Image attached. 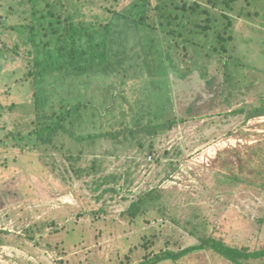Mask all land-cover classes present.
<instances>
[{"label":"rangeland","instance_id":"374dc122","mask_svg":"<svg viewBox=\"0 0 264 264\" xmlns=\"http://www.w3.org/2000/svg\"><path fill=\"white\" fill-rule=\"evenodd\" d=\"M246 1H242L243 7H247ZM252 1L251 10L259 11L260 17L240 18L233 12L237 23L230 55L240 56L247 64L241 71L250 76L244 89L235 83L242 78L234 75L232 64L226 69L225 60L209 58L211 52L205 48L185 51L182 45L180 54L176 52L180 62L167 61L163 73L158 58L136 75L101 80L74 77L65 81V87L62 81L54 84L51 80L35 94L30 75L34 48L29 31L23 29L30 22L32 4L29 0H0V230L5 231L0 264H139L166 250L178 252L200 244L191 234V223L195 226L206 220L214 236L225 243L251 252L262 249L264 0ZM157 2L65 0L61 15L64 19L72 16L75 25H90L96 19L106 24L120 12L145 19L159 33L160 19L154 12ZM253 28L260 29V34ZM145 34L136 49L142 50L152 40V35ZM253 35L256 40L250 42ZM136 43L138 40H130L133 46ZM164 51L165 45L157 53L162 59L168 56ZM182 74L188 77L182 80ZM37 94L47 99V115L82 105V122L71 128L76 130V138H96L83 143L86 150L76 165L84 170L81 178L67 174L66 168L68 148L78 153L83 145L79 147L67 134L59 138L60 150H48L35 141ZM188 106H194L191 112ZM242 106L263 112L250 120L245 113H231ZM174 119L178 125L173 131L149 141H158L163 156L165 151L174 152L162 158L161 165L154 156L141 154L138 158L136 143L118 145L102 140L110 133L146 126L150 120ZM179 148L181 154L177 155ZM95 158L97 171L90 176L88 169ZM133 159L140 166L134 168ZM131 170L135 172L129 179H136L133 184L127 180ZM110 175L116 178L97 189L98 181ZM158 184L163 192L161 203L170 216L152 212L131 217L128 209L139 192ZM110 188L116 192L105 191ZM161 264L232 263L206 250ZM248 264H264V259Z\"/></svg>","mask_w":264,"mask_h":264},{"label":"trees","instance_id":"16d2710c","mask_svg":"<svg viewBox=\"0 0 264 264\" xmlns=\"http://www.w3.org/2000/svg\"><path fill=\"white\" fill-rule=\"evenodd\" d=\"M63 1L65 0H54L53 2L50 0H29L32 4L31 16L28 19L30 22L26 23L23 29L29 31L30 40L34 48L35 61L31 63L32 70L30 75L31 86L35 90V94L38 91L41 92L51 80H55L54 84L62 81V86H64L66 84L65 81L74 77H89L92 80L98 77V80H101L115 76L121 78L122 76L128 77L131 74L136 75L151 64L156 63L158 58L162 62L163 73L167 61L172 60L174 64L180 62L179 58L181 57L176 52L180 54L179 49L182 45L185 51L189 47L196 50H200L199 47H201L202 49L205 48L207 52H211L209 58H218L220 62L224 59V67L226 69L230 68L232 64L234 75L242 78L235 81V83L239 84L243 89L244 86L249 85L250 76L247 72L245 75L241 74L247 64L240 56H231L230 52L232 53L231 43L235 40V25L237 23V17L233 12H237V16L240 18L260 17L259 11L251 10L252 0L246 1L247 7L242 6L243 0H182L180 2L179 0H158L154 12H157V16L160 19L161 30L159 33L155 26L147 23L145 19L136 20L131 15L120 12H116L111 18H108L109 20L106 24L95 18L96 23L94 24L75 25L72 16L64 19L61 15V10L64 7ZM202 1L207 4L204 5ZM26 19L25 22H27ZM143 32L146 33L145 35H152L153 38L146 44V47L138 50L136 46L138 44L139 46L141 45L139 39L143 38ZM161 33L165 35L161 36ZM254 33L260 34V29H255ZM132 39L138 40V43L134 46L130 44ZM255 40L256 37L254 35L249 39L250 42H255ZM163 45H165L166 50L164 53H167L168 56L162 59L161 53H157H159ZM173 49L175 53L172 52ZM169 52L171 54L170 57L173 55H178V57L169 58ZM121 72L123 73L121 74ZM202 72L203 70L201 74ZM187 74H182L181 79H186L188 77ZM18 85L21 86V82ZM53 94L54 92L52 91L51 97ZM37 95L35 105L39 115L38 127L33 133L37 143L46 145L48 150L52 148L55 151L60 150L58 142L62 134H67L69 138L78 142L80 144L79 147L84 142L96 138L94 135H82L76 138V130L71 128L74 124L76 126L77 123L82 122L80 120L83 117L82 105L79 104V106L77 105L74 108H61L62 110L60 109L52 115H47L44 111L47 99L45 96L38 95V97ZM228 101L230 102V100ZM14 106L15 104L11 106V109ZM193 107L188 106L186 108L191 112ZM263 110L261 108L246 110V107L242 106L231 113L233 115L245 113L247 114L246 119L250 120L257 112L261 113ZM177 125L178 123L175 122V119L165 122L150 120L146 126L141 124L128 132L110 133L105 135L106 137H103L102 140H112L118 145L127 142L131 145L136 143L138 158L141 154L145 158L154 156L156 164L161 165V159L174 152L165 151L163 156L158 151V145H156L158 141H149L156 135L161 139V137L173 131ZM63 146L64 144L62 143L61 147ZM83 146V149L78 147L80 149L78 153L68 148L69 156H67V160L69 161V167L66 168V173L77 179L81 178L84 172L81 168L79 170L76 169V165L84 153L83 151L86 150L85 145ZM176 153L177 155L181 154V149H177ZM134 159L132 161L134 168L140 166V163ZM97 161L98 158H95L92 161V168L88 169L90 176L97 171ZM102 171L103 168L100 167L99 172ZM127 173L129 176L127 180L133 184L136 179H129L132 175H135V172L131 170ZM231 177L241 180L238 174H232ZM110 178H116V175L105 176L102 180L100 179L97 189L107 186L109 183L106 181ZM205 181L203 180L202 182L205 183ZM105 191L116 192L113 188ZM162 199L163 192L160 189V184L151 189L142 190L139 192L137 199L130 205L128 213L133 218L150 215L152 212H157L163 217L170 216L166 212L164 204L161 203ZM172 219L175 225L181 226L180 221L173 217ZM191 226V234L197 237L200 244L178 252L166 250L139 264L177 262L190 254L206 250L215 252L232 264H248L252 260L264 259V246L258 251L251 252L247 247L240 248L229 245L223 239L214 236L215 233L211 230L207 220L197 221L195 226L191 223ZM4 233L5 231L0 230V243ZM199 233L200 236H198Z\"/></svg>","mask_w":264,"mask_h":264}]
</instances>
